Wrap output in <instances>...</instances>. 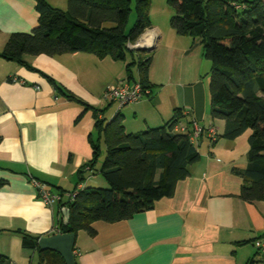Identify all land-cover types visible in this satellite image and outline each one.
I'll return each mask as SVG.
<instances>
[{"label": "crops", "instance_id": "crops-1", "mask_svg": "<svg viewBox=\"0 0 264 264\" xmlns=\"http://www.w3.org/2000/svg\"><path fill=\"white\" fill-rule=\"evenodd\" d=\"M152 11L144 40L155 48L141 50L151 53L150 94L129 105L104 97L127 80L126 61L74 52L26 55L27 66L0 55V253L11 264H38V251L23 247L18 230L51 235L63 218L58 205L44 203L32 179L63 193L64 201L76 189L108 188L100 174L106 154L100 126L119 116L126 131L136 133L164 125L177 109L184 114L181 126L193 131L194 123L214 125L217 141L206 133L196 139L199 160L151 209L114 223L96 221L94 235L79 230L77 263L264 264L253 244L264 237V198L242 197L249 135L222 136L225 121L211 116L212 63L201 39L178 34L170 24L173 14L160 23ZM38 22L36 0H0V52L11 35L29 33ZM121 61L124 67L116 65ZM131 69L138 81V65ZM96 145L100 155L92 167Z\"/></svg>", "mask_w": 264, "mask_h": 264}, {"label": "trees", "instance_id": "trees-1", "mask_svg": "<svg viewBox=\"0 0 264 264\" xmlns=\"http://www.w3.org/2000/svg\"><path fill=\"white\" fill-rule=\"evenodd\" d=\"M174 10L171 26L180 35L199 37L204 55L212 63L210 72L211 116L225 121L222 136L235 139L249 134L248 165L242 197L264 198V0H168ZM39 22L29 33L11 35L0 52L4 58L27 65L26 55H60L90 52L127 61L129 81H137L131 69L138 65L140 81L150 88L147 70L151 53L134 50L128 43L152 27L151 0H68L67 9L36 0ZM135 24L127 31L131 12ZM184 114L174 116L160 127L127 132L122 118L101 125L106 154L100 174L109 187L76 189L74 196L58 202L70 210L68 224L60 216L56 232L86 230L94 235L96 221L114 223L151 209L155 202L174 193L179 180L190 174L200 158L192 130L176 131ZM96 145L90 165L99 157ZM89 165V166H90ZM90 168L92 169V167ZM62 196L63 193L59 192ZM61 215V214H60ZM24 248L38 251V264H65L59 253L42 251L40 236L18 230ZM0 264H11L0 253ZM78 264V263H77ZM253 264V261H250Z\"/></svg>", "mask_w": 264, "mask_h": 264}, {"label": "built area", "instance_id": "built-area-1", "mask_svg": "<svg viewBox=\"0 0 264 264\" xmlns=\"http://www.w3.org/2000/svg\"><path fill=\"white\" fill-rule=\"evenodd\" d=\"M151 45V44H150ZM128 47L133 49L134 44L128 43ZM150 94V88L145 87L140 81L123 80L118 84L110 86L104 97L111 101L117 102L119 106H125L130 103L137 102ZM176 131L186 132L187 127L178 124L175 128ZM206 133L211 142H216L218 139V130L214 125L209 126L207 129L198 126L196 123L193 125V131L190 133V139L195 142L196 139ZM36 186L39 195L42 197L44 203L50 207H54L59 201L63 200L60 193L53 192L48 185L37 179H32ZM74 193L69 194V198L73 197ZM254 246L258 249L264 260V237L256 238L253 241Z\"/></svg>", "mask_w": 264, "mask_h": 264}, {"label": "water", "instance_id": "water-1", "mask_svg": "<svg viewBox=\"0 0 264 264\" xmlns=\"http://www.w3.org/2000/svg\"><path fill=\"white\" fill-rule=\"evenodd\" d=\"M144 34L134 44V50L153 51L155 48L153 41L149 43L144 40ZM151 44V45H150ZM63 223L68 224L70 220V210L67 207L62 208ZM76 244V233H53L51 235L42 236L38 240V247L42 251H53L59 253L65 261V264H77L74 252Z\"/></svg>", "mask_w": 264, "mask_h": 264}, {"label": "rangeland", "instance_id": "rangeland-1", "mask_svg": "<svg viewBox=\"0 0 264 264\" xmlns=\"http://www.w3.org/2000/svg\"><path fill=\"white\" fill-rule=\"evenodd\" d=\"M57 4H59V3H57ZM58 8L63 9V7H58ZM151 8L153 10L152 12H153L154 20H156L157 22H160V23L166 22L168 14L171 15L174 13V10L171 9V6L169 5L168 0H151ZM66 9H67V6H66ZM66 9H63V10H66ZM136 20H137L136 13L134 11H132L130 18H129V21H128L127 26H126L127 31L135 24ZM129 61H131V55L128 53V59L126 62H129ZM125 64H126L125 62L121 61V62H118L116 65L117 66L123 65V67H124ZM126 75H127V71H125V73H124V76H126ZM127 105H129V104H127ZM250 132H251L250 130H247L242 135H245V137H246V135H249Z\"/></svg>", "mask_w": 264, "mask_h": 264}, {"label": "bare ground", "instance_id": "bare-ground-1", "mask_svg": "<svg viewBox=\"0 0 264 264\" xmlns=\"http://www.w3.org/2000/svg\"><path fill=\"white\" fill-rule=\"evenodd\" d=\"M145 43H146V41H145Z\"/></svg>", "mask_w": 264, "mask_h": 264}]
</instances>
